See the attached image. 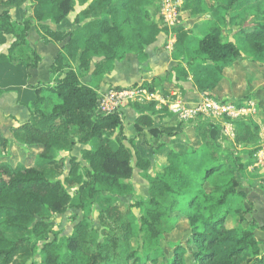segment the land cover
Returning <instances> with one entry per match:
<instances>
[{"label": "trees", "instance_id": "1", "mask_svg": "<svg viewBox=\"0 0 264 264\" xmlns=\"http://www.w3.org/2000/svg\"><path fill=\"white\" fill-rule=\"evenodd\" d=\"M208 1L183 0L182 9L191 17L199 16ZM210 1L214 3L208 6L206 32L188 64L199 90L209 96L234 62L244 59L264 66V0ZM154 3L155 0H0V6L6 7L0 13V45L5 44L6 35L16 39L8 55L0 53V65L23 66L26 80L30 78V71L37 69L41 61L29 41L35 22L45 43L50 39L65 42L51 68L54 84L34 88L36 98L28 105L29 119L11 130L15 144L23 151H39L34 164L14 167L8 162L0 163V220L4 219L0 223V264H26L38 253L40 264H189V256L190 264H264V253L254 233L228 226L231 215L240 222L247 215L244 207L232 208L229 202L249 165L240 153L252 158L259 149V125L253 119L236 121L234 139L220 142L212 136V123L201 119L192 128L201 146L190 147L185 153L170 149L166 163L153 168V175L148 176L146 199L132 205L122 201L112 204L113 198L133 192V158L144 171L152 164L125 144L128 141L135 145L124 133L122 114L104 115L99 111V91L118 62L129 54L146 61L147 49L161 33H169L151 14L149 7ZM26 4V11H33V16L22 21L13 19L11 10ZM77 4L85 6L75 18L77 28L53 30L51 25L66 20ZM248 18L252 19L250 27L238 26ZM230 25L239 27L232 39L224 34V28ZM175 34L176 46L182 50L178 51V47L174 53L178 59L183 54L187 56L192 43L185 40L189 33L183 28H177ZM74 62H79V71L73 68ZM175 69L185 71L181 66ZM150 85L148 90L154 93V83ZM4 90L0 86V95ZM155 108L151 104L136 119L137 137L145 136L146 130L154 138L163 134L156 124L169 116L168 109L157 112ZM117 131L119 135L114 137ZM79 145L90 148L82 161L71 156L68 176L61 181L65 165L60 155L71 154ZM165 148L161 142L154 152ZM201 165L203 172L199 175L193 168ZM66 187H79L81 196L90 190V196L103 197L106 208L100 210L98 227L81 221L69 237L45 239L33 246L27 237L13 241L5 235L2 226L21 231L35 221L37 234L45 225L47 213H67L71 195ZM134 209L139 211L138 220ZM182 217L188 221L189 238L185 245H171L168 257L162 241L176 230Z\"/></svg>", "mask_w": 264, "mask_h": 264}, {"label": "rangeland", "instance_id": "2", "mask_svg": "<svg viewBox=\"0 0 264 264\" xmlns=\"http://www.w3.org/2000/svg\"><path fill=\"white\" fill-rule=\"evenodd\" d=\"M213 3V1L209 0L208 6ZM208 6L203 14L195 17H191L188 12L183 11V0H155V3L149 7L150 12L155 19L162 22L163 25L169 29V33L161 35V38L164 39V42L162 43L164 46L162 47L167 50V47L170 45L172 55L176 61L172 62L170 67L168 64L162 66L160 70L163 73L165 72L164 74L166 75V68H168V77H165L162 82L165 80L171 81L169 83L173 86L170 88V86L163 87V84L161 87L157 85L159 90L156 95H145L142 93V96L138 100L134 102H126L121 108L120 113L123 115L122 120L125 122L126 116L124 111L127 108L136 110V112L138 107L141 111L146 110L151 104H155V100H158L159 102L164 101L160 103L161 107L158 109L155 108L157 112H163L165 108L168 109L165 104H176L177 102H182L177 108L183 107V109H181L183 112L191 111L206 104L208 101L218 105L220 110L215 113L210 110L208 114H198L195 118L189 117L190 119H180V115H173L174 113L171 115L167 113L169 116L164 118L166 120L163 121V119L161 123L158 122L156 124L157 127L163 131V134L159 138H154L148 133V130H146L145 136L140 140L139 137H137L136 130L135 132L133 131L135 128L134 125L132 126L131 124L130 127L123 123L126 128L124 133L128 140L133 141L135 145L133 146L128 141H125V144L132 149L133 153L138 151L142 155V153H145L147 150V147H150L151 150L153 149L152 151H154L155 146L153 144H159V140L162 139L161 142L164 141L166 146L163 153L164 160L170 149L177 151V143L185 141V138L187 139L185 134L186 131L189 129L193 131V125L200 122L201 119H206L208 122L212 123V136L217 142L225 139L232 141L234 139V123L236 121L240 119L255 120L259 125V149L252 158H250L248 154L240 153L242 160L249 165L241 176V184L237 189L236 195L229 202V206L232 208L237 206L244 207L245 210H247L246 219L244 222H240L238 217L231 215L228 220V226L253 232L257 242L260 244L261 252L264 253V230L261 229V227H264V66L260 64H251L244 59H240L225 69L224 80L211 96L202 93L199 90L195 79L192 77L191 68L188 67V64L190 58L196 56L198 40L202 38L206 32L204 24L205 20L210 16ZM84 9L85 6L77 4L74 12L69 16L70 23H74L76 16ZM29 12L32 13L29 16H33V11L29 10ZM174 12L176 13V19L173 21L172 17ZM117 18L119 19L117 20L121 22V16ZM251 23L252 19L248 18L244 20V23H241L238 26L248 28ZM179 27L189 33L188 39L185 40L188 42L190 40L192 47L186 52L187 56H184L183 54V56L177 59L174 56V53H177V48L179 46H176L177 35L175 34V30ZM238 28L231 25L224 28L225 36L228 39H232L233 35L238 32ZM178 51H182L180 47L178 48ZM178 55L181 54L178 52ZM72 66L79 71V62L72 63ZM177 66L184 67L185 71L176 70L175 68ZM83 82L86 83V79H83ZM149 86H151L150 83H144L142 85L146 91H148ZM137 88H140V86L131 85L129 87H116L111 85L105 92H103V94L109 90L122 91ZM147 96L150 97L147 98ZM116 135H119V131L114 134V137H116ZM187 140L190 139L188 138ZM228 144L229 143H226V145ZM167 147H169V149ZM89 148V146L79 145L71 154L64 153L60 155V159L63 160L65 165L64 173L60 177L61 181H64L68 176L71 167V156H75L79 161H82L84 152ZM178 150V152H180V149ZM182 150V153H185L188 149L184 147ZM38 153L39 151L35 149H30L26 152L19 150L10 151L8 143L5 145V142H3L0 145V163L8 162L14 167L21 163H24L27 166H32L34 164V156ZM132 166V194L122 198H113L112 204L122 201L132 205L137 201L148 197V176H151L154 173L152 167H150L149 170L147 169L144 171L143 168L141 169L137 164L136 157L132 160ZM193 170L200 175L203 172V166L195 167ZM66 189L71 195V208L67 213H47V219L44 222L45 225L40 228L37 234L35 233V221L21 231L7 229L5 226H2L5 235L13 241L27 237L30 246H33L36 244L40 245L45 239L51 241L54 239L61 240L69 237L73 233L75 225L81 221H87L94 227H98L100 210L106 208L103 197L100 195L95 197L90 196V190L85 191L84 195L81 196L79 193V187H66ZM133 214L138 220L139 211L134 209ZM3 220L4 219H2V221ZM2 221L0 220V223H2ZM188 238V221L182 217L176 230L171 234H167L162 241V246L167 256L171 257V245H185ZM41 259V254L38 253L34 257L28 258L26 264H40ZM188 263H191L190 256L188 257Z\"/></svg>", "mask_w": 264, "mask_h": 264}, {"label": "crops", "instance_id": "3", "mask_svg": "<svg viewBox=\"0 0 264 264\" xmlns=\"http://www.w3.org/2000/svg\"><path fill=\"white\" fill-rule=\"evenodd\" d=\"M28 5L29 4H26L23 7L12 9L11 14L13 19L17 21H22L24 17L31 15V12L26 11V7ZM5 9L6 7L0 6V13L3 12ZM51 27L53 30L59 32L70 31L77 28L76 26H74L73 22L70 23L69 17L64 20L61 24L51 25ZM40 33L43 34L41 31ZM40 33L38 32V23L35 22V25L29 32V41L31 43V46L36 50L37 54L40 56L41 61L37 69L30 71L31 76L30 78H28V80H26V73L23 66H13L9 64L0 65V86L5 89L0 95V145L4 142V140H7L10 151H23V149H21L15 144L11 130L13 128L21 126L29 119L30 111L28 105L31 104L36 98L34 88L43 85L52 86L54 84L55 76L52 74L51 68L54 64L56 56L62 51L63 45L65 44V42L61 44L57 43L52 39H50L48 43H45V41L41 39ZM161 35H164V33H161L158 36L156 43H154L147 49L146 61L141 62L138 56L134 54H129L122 62H118L113 72L107 75V77L105 78V83L101 86V89L99 91L100 94L102 95L103 92H105L106 89L111 85H114L116 87H129L131 85L142 87L144 83H154V93H150L149 90L146 91L142 87V90L145 91L148 95H156L159 90L158 86L161 87L162 84L163 87L170 86L171 88L173 86L171 83H169L171 81L165 80L164 82H162L165 77H168V68H166V75L164 74L165 72H161L160 68L167 64L170 67V64L172 65V62H175L176 59H174L172 55V49L170 45L167 47V50L169 51L162 47L164 46L162 44L164 42V39L161 38ZM15 40L16 39L13 35H6L5 44L0 45V53L8 55L9 50ZM168 57L170 61L168 60ZM87 82L88 79H86V83ZM149 97L150 96H147V98ZM161 102L155 100L156 109L161 107ZM180 103L182 102H177L176 104L168 105L165 104L166 107H168V113L172 115L174 113V107L178 104L180 105ZM138 110L136 112V110L127 108L124 111L126 121L124 122L123 120V123L126 126H130L131 124L133 126L140 113L145 112V110H142L143 112L140 109ZM147 113L151 114L152 112L148 111ZM173 115H175V113ZM165 120L166 119H164L163 121ZM158 122L161 123L162 121L158 120ZM123 128L125 131L126 128L124 125ZM133 131L135 132V128ZM185 134L187 139L189 138L190 140H187L185 138V141L177 143V151H179L178 149H180V152H183L182 149L184 147L188 149L190 147L201 146L202 142L194 131H191L189 129L188 131H186ZM139 139L141 140L142 137H140ZM139 139L137 140L140 141ZM161 140H159L160 143ZM163 143L165 142L163 141ZM153 145L155 147L158 146V144ZM167 148L169 149V147ZM165 149H162L158 152H154L152 151L153 149L151 150L150 147H147V150L145 151V153H142L141 156L144 159H148L151 161L153 169L157 166L164 165L166 163L167 156L164 159L165 161L163 160V153Z\"/></svg>", "mask_w": 264, "mask_h": 264}, {"label": "built area", "instance_id": "4", "mask_svg": "<svg viewBox=\"0 0 264 264\" xmlns=\"http://www.w3.org/2000/svg\"><path fill=\"white\" fill-rule=\"evenodd\" d=\"M172 18L173 21L176 19L175 12ZM142 93L146 95V92L143 91L141 87L133 90H109L105 94L101 95L99 111L104 115L118 113L121 111V108L126 102H134L138 100L142 96ZM178 106L179 104L174 107L173 112L177 115H180V118L182 119L195 118L196 116H198V114H208L210 110H212V112L214 113L220 110V107L218 105H216L215 103H210V101H208L206 104L201 105L195 110H184L185 112L181 110L183 109V107L177 108Z\"/></svg>", "mask_w": 264, "mask_h": 264}]
</instances>
